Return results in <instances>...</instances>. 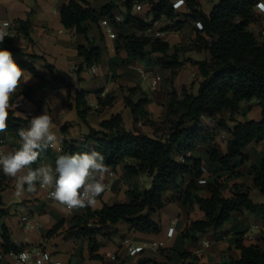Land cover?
Returning a JSON list of instances; mask_svg holds the SVG:
<instances>
[{"label": "trees", "instance_id": "obj_1", "mask_svg": "<svg viewBox=\"0 0 264 264\" xmlns=\"http://www.w3.org/2000/svg\"><path fill=\"white\" fill-rule=\"evenodd\" d=\"M172 0H147L149 9L147 22L141 16L132 14L131 8L135 0H124L126 9L124 19L120 23L114 22L112 5L106 4L99 11L90 7L87 0H68L59 9L60 21L66 28H74L77 33L87 35L89 23L97 24L99 18H107L117 35V45L122 44L132 58H144L152 53H159L158 62L168 71L167 82L171 85L182 62L176 52H169L170 45L163 38L138 36L135 32L126 34L129 29L144 32L152 23L164 18L169 21L168 27H177L183 23L199 21L201 29L195 28L193 49L206 50L208 59L195 61L198 65L200 79L194 91L193 87H181L179 91L171 89L163 118L156 122L149 118L145 106L148 97L145 94L137 100L131 98L134 88H127L124 104L134 121L144 122L154 126L155 133L148 135L139 130H127L119 113L99 122L98 128L89 127L88 133L80 142L66 140L62 137L63 148L54 157L73 153L100 152L105 157L108 168L122 169V179L127 182L126 202L118 201L99 209L85 207L83 216L75 218V225L68 230L75 229L78 235L86 236L92 252L96 248L94 237L105 226L125 223L130 228L141 233L157 234L161 228L152 218L168 203H177L189 210H200L202 219H189L186 228L181 233L183 238L195 241L197 234L209 229H219L227 222L233 213L242 210L264 216V202H256L249 196L250 187L235 183L231 195H223L224 181L241 173L234 171L236 161H244L242 150L252 141L264 139V33L260 39L249 29V24L257 20L254 5L257 0H218L205 13L200 9L199 0H185L183 11L172 8ZM31 23L28 19L16 21L13 36L5 37L0 48L12 51L14 36L18 34L30 39ZM264 31V28H262ZM192 48L191 46H189ZM77 54L86 66L95 64L101 58V47L88 42L79 45ZM29 58H43L40 55L26 54ZM24 66L32 74L38 76L32 64L15 61ZM50 71L53 66L46 64ZM81 65L76 69L78 80ZM61 80L67 87H72L65 78ZM194 84V83H192ZM101 90L96 93L100 94ZM87 92L76 90L74 102L79 118L87 123V114L92 110L86 99ZM114 98L106 94L98 98L99 107L110 106ZM256 100L260 108V118L257 120L237 121L235 114L239 111L240 102ZM227 115V117H226ZM207 117L215 121V126L229 134L222 152L215 144L213 128L203 123ZM233 122L229 126L227 122ZM27 125L23 118L10 114L8 129L19 141L17 130ZM61 132H65V126ZM197 145H203L207 157L211 162L220 164L228 172L223 176H203L205 167L200 156L195 154ZM19 143H17V148ZM41 155H49V149ZM33 169L40 167V157L32 165ZM249 174L253 176L252 187L264 195V159L249 167ZM186 176V178H185ZM4 176L0 175V205L1 192L5 188ZM149 180V186L141 185L140 180ZM203 179L204 182H199ZM172 193H169V191ZM0 208V218L4 214ZM63 225L60 221L53 225L46 236L57 234ZM0 245L4 253L17 250L12 244L8 230L0 224ZM235 247L240 250L238 257L229 261L213 264H264V237L260 244L245 245L241 238L235 241ZM181 257L189 256L188 252L180 253ZM100 259L99 255H92ZM160 264L153 259H139L138 264ZM186 264H207L190 261Z\"/></svg>", "mask_w": 264, "mask_h": 264}, {"label": "crops", "instance_id": "obj_2", "mask_svg": "<svg viewBox=\"0 0 264 264\" xmlns=\"http://www.w3.org/2000/svg\"><path fill=\"white\" fill-rule=\"evenodd\" d=\"M67 1L0 0V29H2L3 21H9L12 24L19 19L30 21L31 40L20 34L14 36L11 52L15 61L28 62L38 72V76H36L24 66L19 65L26 71V75L30 76V79L21 84L13 98L14 102H21V105L13 110V115L24 119L23 111L25 110L33 111L34 116L47 111L53 117L55 125L53 130L56 136H64L68 141H82L88 133L89 127L97 129L100 121L108 119L116 113L122 116L124 127L127 130L135 129L153 135L155 127L142 121H134L129 108L125 106L123 98L128 94L127 88L135 89L131 94L133 100H137L142 93L148 97L145 108L149 112V118L159 122L163 118L165 103L172 88L179 91L181 87L192 86L195 91L200 79L198 65L195 61L208 59V52L192 47L193 50L189 51V55H186L191 59L182 61V57H178L182 64L170 85L167 82L168 71L158 62L159 53H152L142 59L130 57L122 44L117 45L116 38L111 39L102 33L99 22L97 24L88 22L89 29L86 36L77 33L74 28L63 26L60 21L59 9ZM87 1L90 7L96 11H99L103 5L111 4L114 16L121 19L117 23H120L125 17L124 0ZM199 2L200 9L207 13L218 0H199ZM148 9L143 8L140 11H135L131 8V13L139 15L141 13L138 12L145 11L144 15L139 16L149 22L150 17L146 16ZM256 16L257 20L249 24L251 31L259 30L261 23L264 24V15L256 13ZM157 21L152 23V30L161 28L154 26ZM166 22L168 25L169 21L166 20ZM176 28L177 32L165 39L170 45L169 52L175 42L189 40V43H193L195 41V28L192 22L187 21ZM133 32L138 36L152 37L151 32L147 30L137 32L129 29L125 33ZM261 32L264 33L262 30ZM169 37L170 40H168ZM177 37L180 39H176ZM88 42H93L101 47V58L94 64L95 74L82 63V58L77 54V47L85 46ZM193 52L202 54L203 57L198 59L192 56ZM26 54L40 55L43 58H29ZM46 64L52 65L53 69L51 71L47 69ZM80 65L82 66L79 73L81 79L78 80L76 69ZM141 69L164 75L157 89L150 88L149 80L144 78ZM61 78H65L68 83L72 84V87L68 88ZM76 90L87 92L86 99L92 108L87 114V123L83 122L77 114L74 102ZM97 90H105L106 94L114 98L113 103L100 108L98 102L100 96L99 93H96ZM19 97H23V100H19ZM256 112L260 114L256 100L240 102L238 114L245 116V120L259 119L251 116ZM203 123L213 128L215 144L224 152L229 134L216 127L215 121L212 119L205 117ZM63 126H65V132H61ZM222 138H225L223 142ZM17 143L18 141L11 131L0 133V152L6 154L17 149ZM57 147L59 146L49 148V155L40 156V166L50 165L55 169L56 163L52 156L56 157L61 151ZM242 153L245 155V159L244 161L237 160V166L234 169L241 174L229 177L224 181L223 195L230 196L233 184L241 183L250 187L249 196L253 201L264 202V195L252 187L253 176L247 172L251 165L258 164L264 159V139L250 142L242 150ZM195 154L201 157L205 167L203 176H223L228 172L220 164L209 160L203 145H197ZM109 171L113 173L110 189L97 198L95 206H90L93 210L99 209L103 204L110 205L128 200L127 182L121 177V167L109 168ZM107 174H105V178ZM0 175L5 177L6 185L1 192L2 204L0 208H3L5 213L0 218V224L8 230L12 244L17 249L41 244L43 248L61 260L62 264H138L139 259H153L160 264H186L190 261L213 264L238 257L240 250L235 247L237 238H241L243 244L249 245L260 244L264 237V216L242 210L233 213L221 228H212L197 234L195 241L183 238L181 233L186 228L188 220L202 219L204 214L198 209L189 210L187 207L172 202L152 215V218L160 225L159 233H141L125 223L105 226L100 232L95 233L96 248L92 252V246L86 236L78 235L75 229L68 230L69 226L75 225L76 217L83 216L85 208L71 213L63 211L50 197L46 196V189L38 187L39 182L36 184V192L29 193L25 190L23 195L17 196L15 181L4 175L2 170H0ZM140 183L145 187L149 186V180L146 178L141 179ZM169 193L172 191L170 190ZM21 215L31 216L39 222V226L30 230L24 228L20 222ZM60 221H63V225L57 234L47 237V231ZM171 225L174 226L175 231L172 235H168V227ZM124 238H128L138 245H144L143 251L136 256L128 255L127 246L122 244ZM152 241H162L163 245L153 249L149 245ZM106 252L112 253L113 258L105 256ZM182 252H188L189 256L181 257L180 253ZM92 255H99L100 259L94 258ZM0 264H11L10 257L6 254L3 255L0 258Z\"/></svg>", "mask_w": 264, "mask_h": 264}, {"label": "clouds", "instance_id": "obj_3", "mask_svg": "<svg viewBox=\"0 0 264 264\" xmlns=\"http://www.w3.org/2000/svg\"><path fill=\"white\" fill-rule=\"evenodd\" d=\"M181 2V0H180ZM176 4L174 7H178ZM257 14L264 15V0L254 6ZM8 33L0 29V44ZM30 76L14 60L7 48H0V133L7 131L8 120L13 110L20 105L14 97L21 84L26 83ZM23 100V97H19ZM53 117L47 111L32 116L27 127L17 130L19 147L6 154H0V170L15 181L16 195L21 196L25 190L29 193L40 188L51 189L49 197L63 211L73 212L88 206H95L97 198L107 188L104 183L109 168L105 157L98 151L61 155L56 160L55 169L50 165H42L33 169L42 151L55 148L57 136L54 132ZM25 186L26 189H25ZM39 255V254H38ZM18 264H30L32 256L28 251L19 253ZM49 255H39L34 264H46Z\"/></svg>", "mask_w": 264, "mask_h": 264}, {"label": "built area", "instance_id": "obj_4", "mask_svg": "<svg viewBox=\"0 0 264 264\" xmlns=\"http://www.w3.org/2000/svg\"><path fill=\"white\" fill-rule=\"evenodd\" d=\"M258 2H259V0L256 1V3H258ZM176 4H179V6L174 7V5H176ZM171 5H172V8L174 10L181 12L184 10L185 0H182V2H180V0H172ZM144 6L149 8V4L147 3V0H135V2L132 5V8L135 11H140L144 8ZM120 20H121L120 17L114 16V22L115 23L119 22ZM193 24H194L195 28H197V29H201V27H202L201 23L199 21H195V22H193ZM1 26H2V29L8 33L7 36H13V34L15 32V28H16V23L12 24L9 21H3L1 23ZM99 26L102 29V33L107 35L109 38L114 39L117 37V35L113 29L112 23L107 18L101 17L99 19ZM147 31L151 32V36L154 38L167 39L168 36H171L177 32V28L170 26L166 30H163L161 28L152 30V28L149 27L147 29ZM89 69L93 74L96 73V67L94 64L90 65ZM141 71L143 72L144 78L149 80L150 88L152 90L157 89L159 82L164 78V75L162 73H152L149 71H144L142 69H141ZM105 95H106L105 90H102L99 94L100 97H105ZM19 105H21V102H19ZM23 114L25 117L24 119L27 121V125L24 127H27L29 119H31V117L34 116V112L29 111V110H25V111H23ZM61 142H62V136H57L56 145L59 146V147H57L58 150H62V148H63V145ZM0 154H4V153L0 152ZM112 177H113V173L111 171H109L107 174V177L104 178V183L107 185L106 191L110 189V186H111L110 181H111ZM199 182L202 183V182H204V180L200 179ZM38 187L40 188L39 183H38ZM43 189H46V188H43ZM50 191H51V189H46V196L47 197H49ZM20 222L24 228L29 229V230L35 229L36 227L39 226V222L36 221L35 219H33L29 215H21L20 216ZM172 224H173V222H172ZM174 231H175V228L173 225H171L170 227H168L167 233H168V235H172L174 233ZM122 244L127 246L128 255H130V256H136L137 254H139L144 249V245H138L136 243H133L128 238H124L122 240ZM149 245L151 248L156 249V248L162 246L163 242L162 241H152L149 243ZM23 251H28L30 253V255L32 256V261L30 262V264H34L35 260L39 258V255H42L44 253H47L49 255V261H47L46 264H62L61 260L56 258L51 252H49L48 250L43 248L41 244L37 245V246H33V247H25V248H21V249H17V250H10L6 253L3 252L1 245H0V258L6 254L10 257L11 264H18L16 257L19 255V253H21ZM105 256L113 258V254L110 252H106Z\"/></svg>", "mask_w": 264, "mask_h": 264}, {"label": "rangeland", "instance_id": "obj_5", "mask_svg": "<svg viewBox=\"0 0 264 264\" xmlns=\"http://www.w3.org/2000/svg\"><path fill=\"white\" fill-rule=\"evenodd\" d=\"M217 1V0H216ZM144 8H147L146 6H144ZM138 13H141L139 15H144L145 11H142V12H138ZM167 22L164 18L160 19L159 21H157L154 26H158V27H161V29H163L165 26H166ZM262 28H264V24L261 23V25L259 26V30H255L253 31V33L256 35L257 39H260V33H261V30ZM179 37H177L176 39H178ZM195 38V37H194ZM180 39V38H179ZM178 39V40H179ZM170 40V37L169 39ZM177 40V41H178ZM189 40H186L184 42H175L172 44V49L170 50L171 52H176L177 53V56L180 58L182 57V61H187L188 59H191L189 58L188 56L186 57V55H189V51L193 50L192 48H190L189 46L192 47V44H190L188 42ZM170 52V53H171ZM192 56L196 57V58H202V54H199V53H196V52H193L192 53ZM181 61V62H182ZM246 103V102H245ZM248 103V102H247ZM250 103V102H249ZM253 118H260V114L258 112H256L254 115H251ZM234 119H236L237 121L238 120H245V116L243 115H240V114H235L234 116ZM229 126H232L234 123L229 121L227 122ZM218 135V133H216ZM225 136V135H224ZM225 138H222V142ZM202 236V235H201ZM206 238V236H205Z\"/></svg>", "mask_w": 264, "mask_h": 264}, {"label": "snow or ice", "instance_id": "obj_6", "mask_svg": "<svg viewBox=\"0 0 264 264\" xmlns=\"http://www.w3.org/2000/svg\"><path fill=\"white\" fill-rule=\"evenodd\" d=\"M181 2H182V0H181ZM177 6H179V5H177Z\"/></svg>", "mask_w": 264, "mask_h": 264}]
</instances>
